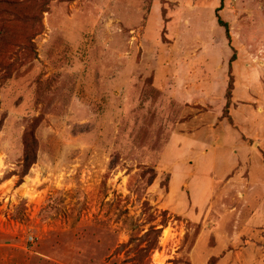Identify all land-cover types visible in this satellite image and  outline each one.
Instances as JSON below:
<instances>
[{
  "label": "rangeland",
  "instance_id": "374dc122",
  "mask_svg": "<svg viewBox=\"0 0 264 264\" xmlns=\"http://www.w3.org/2000/svg\"><path fill=\"white\" fill-rule=\"evenodd\" d=\"M239 208L264 210V0H0V264H264Z\"/></svg>",
  "mask_w": 264,
  "mask_h": 264
},
{
  "label": "crops",
  "instance_id": "0c3cea01",
  "mask_svg": "<svg viewBox=\"0 0 264 264\" xmlns=\"http://www.w3.org/2000/svg\"><path fill=\"white\" fill-rule=\"evenodd\" d=\"M226 184H224V187H225ZM247 207V204L245 205ZM237 211V215L236 213H234L233 215L236 217V216H239V223H238V226H241L242 224H244L245 226H250V227H258V226H262L264 225V210L262 211H258L256 209H252L250 213L248 214H245L243 213L244 212V209L243 208H239L236 210ZM261 212V213H259ZM261 215V216H259ZM259 218V219H258ZM245 220V221H243ZM237 238V236H236ZM250 244H249V247L251 248V251H253L254 253V258H255V261H259V260H262L264 258V244L263 245H256L258 243V241H254V240H250L249 241ZM264 242V240H263ZM244 248H246V246H244ZM233 254H236L235 250H230L228 252H226V254L221 258V261H220V264H223L224 261H227V259ZM225 263V262H224ZM226 264H229L226 263Z\"/></svg>",
  "mask_w": 264,
  "mask_h": 264
},
{
  "label": "trees",
  "instance_id": "16d2710c",
  "mask_svg": "<svg viewBox=\"0 0 264 264\" xmlns=\"http://www.w3.org/2000/svg\"><path fill=\"white\" fill-rule=\"evenodd\" d=\"M222 8H223V7L221 6V7L218 8V10H217L218 22H219V24H220L221 26H223V27L225 28V30H226V35H227V38H228L229 42H232L231 26H230V24H229L227 21L223 20V19L220 17L219 13H218ZM235 58H236V51H234V55H233V57H232V59H231V62H233V61L235 60ZM229 87H230V89H229L228 92H227V105H226L227 108H229V106L231 105V100H232V92H231V88H232V87H231V84H230ZM33 139H34V138H33ZM25 161H26L27 163H29V164L34 163V160H33V158H32V153H31L29 150L26 151Z\"/></svg>",
  "mask_w": 264,
  "mask_h": 264
}]
</instances>
